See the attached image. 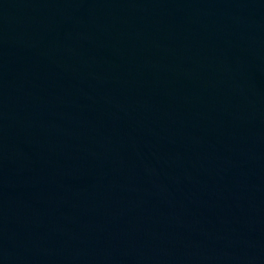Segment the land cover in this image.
<instances>
[{
    "label": "water",
    "instance_id": "95a60500",
    "mask_svg": "<svg viewBox=\"0 0 264 264\" xmlns=\"http://www.w3.org/2000/svg\"><path fill=\"white\" fill-rule=\"evenodd\" d=\"M0 264H264V0H0Z\"/></svg>",
    "mask_w": 264,
    "mask_h": 264
}]
</instances>
